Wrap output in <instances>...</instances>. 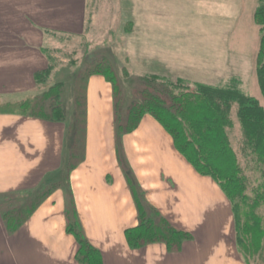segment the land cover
Returning <instances> with one entry per match:
<instances>
[{
	"label": "crops",
	"instance_id": "obj_1",
	"mask_svg": "<svg viewBox=\"0 0 264 264\" xmlns=\"http://www.w3.org/2000/svg\"><path fill=\"white\" fill-rule=\"evenodd\" d=\"M52 1L0 0V16L13 18L0 29L1 99L35 90V73L49 63L44 48L51 45L50 33H84V28L44 29L41 19L27 20L64 7ZM79 8L81 18L88 10L86 0ZM162 28L171 34L169 27ZM85 112L82 156L74 162L72 117L53 121L0 111V264H81L78 241L68 232L75 221L100 251L103 264H246L236 246L225 193L176 149L156 118L146 114L133 131H121L114 86L101 73L87 78ZM53 183L58 187L28 220L16 231L8 230L7 198L19 195L24 203L27 193L36 195ZM133 187L146 207L192 239L179 250L163 242L132 248L126 231L139 224Z\"/></svg>",
	"mask_w": 264,
	"mask_h": 264
},
{
	"label": "rangeland",
	"instance_id": "obj_2",
	"mask_svg": "<svg viewBox=\"0 0 264 264\" xmlns=\"http://www.w3.org/2000/svg\"><path fill=\"white\" fill-rule=\"evenodd\" d=\"M52 2L64 7H54L50 14L27 20L41 19L44 29L85 31L74 36L50 33L51 45L46 48L55 69L49 83L36 84L34 91L10 100L0 98V111L22 112L19 104L37 102L52 83L63 82L62 104L70 119L75 112L72 101L77 80L91 62L100 58L110 64L120 85L117 109L122 119L139 92L160 87L155 77L172 81L181 78L190 89L196 83L226 86L235 78L247 95L264 105L257 78L261 27L255 21V12L260 0H86L88 10L81 18V0ZM10 16H0V29L5 22L11 23ZM163 26L169 27L171 34L164 33ZM26 110L28 114L34 111L30 107ZM231 120L229 138L246 177L244 199L238 191L231 201L226 196L232 207L236 246L246 264H264V241L257 252L247 247L252 242L248 217H256L254 220L264 227V200H255L263 183L264 164L250 148L242 152L243 133L236 106ZM58 185L44 187L36 195L27 193L24 203L19 195L9 196L5 203L10 206L4 210L15 221L18 217L21 220ZM140 200L143 203L142 196ZM143 205L146 215L158 222L155 212Z\"/></svg>",
	"mask_w": 264,
	"mask_h": 264
},
{
	"label": "trees",
	"instance_id": "obj_3",
	"mask_svg": "<svg viewBox=\"0 0 264 264\" xmlns=\"http://www.w3.org/2000/svg\"><path fill=\"white\" fill-rule=\"evenodd\" d=\"M255 21L261 27L257 78L264 96V0H260V5L256 9ZM48 51L44 48L49 58L48 66L34 75L36 84L41 86L49 83L51 73L55 69V65L47 54ZM112 70L106 59H96L87 66L86 71L77 80L74 98L75 112L72 117L77 140L72 157L74 162L79 161L82 156L87 78L97 73L105 75L114 86L118 108L120 85L117 84ZM154 82H159L160 87L139 92L137 99L128 106L125 120L118 117L120 130L131 132L137 128L144 115H152L171 134L176 149L200 174L214 179L230 201L237 191L242 193L240 197L244 199L246 177L243 175L237 153L229 138V129L233 126L231 111L236 106L243 133L242 152L250 148L264 164V105L257 98L247 95L239 87L235 78L226 86L196 83L194 89H190L181 78L172 81L155 77ZM62 92L63 82L52 83L39 101L37 99V102L25 101L19 104L18 110L23 111L18 112L28 114L25 111L27 107H30L31 111L32 109L34 111L28 115L64 121L67 117L62 104ZM262 177L263 183L256 192V201L264 200V172ZM133 189L138 205L139 224L126 231L128 243L132 248L163 242L170 250H179L185 241L192 239L189 233L175 228L150 206L149 209L155 212L159 221L156 222L148 217L140 200L141 193L135 191V187ZM36 206L37 204L31 209V214ZM31 214L21 220L18 217L15 221L10 217V213H5L4 219L8 230L16 231ZM255 218L248 217V222L251 223L249 236L251 233L252 242L247 247L257 252L262 248L261 244L264 241V227L254 220ZM68 232L72 233L78 241L77 259L81 264H103L100 251L86 238L78 222L69 223ZM245 236L248 237L247 234ZM239 239L238 233V241Z\"/></svg>",
	"mask_w": 264,
	"mask_h": 264
}]
</instances>
